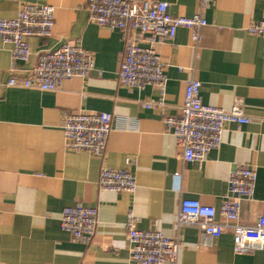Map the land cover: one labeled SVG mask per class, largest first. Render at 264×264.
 Returning <instances> with one entry per match:
<instances>
[{"label": "crops", "instance_id": "crops-1", "mask_svg": "<svg viewBox=\"0 0 264 264\" xmlns=\"http://www.w3.org/2000/svg\"><path fill=\"white\" fill-rule=\"evenodd\" d=\"M172 16L200 12L207 25L194 46L190 31L173 39L144 37L165 69L163 93L153 86L123 87L117 77L131 29L99 26L89 20L87 0H0V19L16 17L22 4L54 8L48 38L27 37L28 62H11L10 45L0 39V264H131L125 223L178 240L176 264H264V249L236 254L224 231L202 243L195 225H179L181 199L198 200L217 212L228 192L229 173L252 167L253 195L240 203V223L253 225L264 202V40L246 27L264 19V0H155ZM64 44L89 51L94 68L85 78L63 81L55 91L7 86L27 76L41 53ZM199 81L204 105L230 111L239 106L246 124H228L218 149L203 160L184 162L175 137L164 126L177 116L186 82ZM160 101L156 108L144 103ZM80 111L112 115L103 155L64 147L61 121ZM103 167L131 173L133 194L103 191ZM96 209L97 225L87 241L63 231L65 207ZM216 219L224 222L217 213Z\"/></svg>", "mask_w": 264, "mask_h": 264}, {"label": "built area", "instance_id": "built-area-1", "mask_svg": "<svg viewBox=\"0 0 264 264\" xmlns=\"http://www.w3.org/2000/svg\"><path fill=\"white\" fill-rule=\"evenodd\" d=\"M167 2L155 0H87L86 10L91 22L107 26L125 34L131 29L133 35L125 41L124 59L117 77L127 89L142 90L147 86L157 87L163 93L166 75L163 64L153 46L144 45V37L159 41L173 39L177 29L190 31L194 46L200 40V29L207 25L200 12L190 17L172 16ZM54 26V8L49 5L22 4L16 17L0 19V39L10 45L11 62H28L31 49L27 37L48 38ZM246 32L259 35L264 40V19L246 27ZM94 68V59L89 51L76 45L64 44L56 50L41 53L29 74L11 77L9 87L55 91L61 83L73 77L85 78ZM200 83L191 78L185 84L179 113L164 120L182 151L184 162L201 161L206 154L218 149L225 126L231 123L246 124L249 119L239 106L230 111L204 105L199 95ZM160 101L143 104L145 108H156ZM113 118L109 113L80 111L66 114L61 121L64 147L70 151H87L102 156L111 130ZM255 171L252 167H238L228 176V192L217 210L198 200L181 199L178 213L179 225H195L200 230L202 243L218 238L224 231L233 237V252L248 253L264 249V202L253 225L240 223V203L253 195ZM98 185L103 191L133 194L136 183L131 173L103 167ZM217 213L224 222L216 219ZM97 225L96 209L81 204L65 207L61 213L60 226L71 235L72 240L87 242ZM125 227L130 243L131 264H176L178 240L157 231H140L135 220L128 217Z\"/></svg>", "mask_w": 264, "mask_h": 264}]
</instances>
